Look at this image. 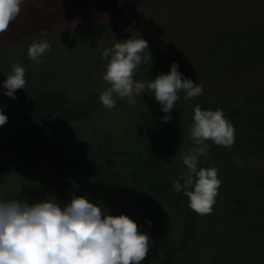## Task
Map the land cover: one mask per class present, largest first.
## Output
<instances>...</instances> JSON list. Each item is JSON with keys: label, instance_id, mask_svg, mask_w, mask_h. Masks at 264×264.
Instances as JSON below:
<instances>
[{"label": "rangeland", "instance_id": "1", "mask_svg": "<svg viewBox=\"0 0 264 264\" xmlns=\"http://www.w3.org/2000/svg\"><path fill=\"white\" fill-rule=\"evenodd\" d=\"M144 1L24 0L18 17L10 23L6 32L0 34V45L11 42L19 34L22 36L33 31L63 28L66 24L69 27L73 21L112 16L123 8L131 12ZM204 1L207 0H200L196 7H200ZM241 6L240 0H235L232 4L233 8ZM206 8L209 12L205 17L217 19L220 16L213 3L208 4ZM89 21L96 25L99 31L105 26L104 22L98 19ZM207 21L204 25H209L210 22ZM115 25V22L112 23V31L115 30ZM229 25V29H217L216 33H210L208 37L198 34L197 31L193 36L187 37L190 42L195 41L193 45L183 44L174 52L183 59L199 58L192 63V66L197 64L196 68L183 72V67L178 64V70L183 77L202 85L204 92L188 101L184 100L183 92L178 93L180 99L169 113L170 121L162 122L165 113L161 111V105L155 100L154 94L147 89L135 97V105H130L125 100L127 115V112L121 114L122 108L117 112L116 108L107 109L104 106L98 107L94 113L95 122L99 127L95 128L97 132L91 130V138L95 136L94 141H98L103 133L109 132L112 139L109 138L101 146L103 154L110 148L127 151L128 157L137 164L133 169V173L139 178L137 183L126 179L125 175L119 172L116 166L121 159L116 156H111L108 160L104 155L100 157L99 171H102V167H107L110 169L107 172H86L98 173L97 180H101V177L108 180L101 183L100 193L107 198L119 194L110 200L80 186L70 185L62 188L55 184L46 185L36 179L33 175L35 172H13L4 167L0 169V201L19 199L34 202L38 199H56L65 204L70 201L72 195H84L105 213L128 215L137 222L141 232L149 235L150 251L142 264L156 253L168 251L170 248L173 253L171 264L247 263L250 260L249 252L232 257L230 250H220V243L231 240L240 225H248L256 219L264 225V131L256 130L261 120L253 110L249 112L250 118L246 124H241L242 118L238 114L234 121L231 113L240 105L238 102L226 104L218 92L229 87L243 88L250 81L255 83L257 78L254 76H257L262 84L252 91L259 90L257 95L262 96L260 101L264 105V22L262 20L261 23L236 25L231 21ZM106 27L108 28L103 35L108 34L110 30L109 26ZM206 45L207 47H204ZM173 62L178 63L175 59H166L154 69H150L148 64H142L135 73L137 78L140 77L137 81L146 82L158 74L168 73ZM80 63L76 62L74 66ZM226 65L230 69L218 73L221 71L220 66ZM80 70L81 68L77 71L73 69L74 72L71 74L69 71L67 76L79 78L80 84H84V79L88 77L85 78L84 72ZM103 73L104 71L97 77L94 75L88 79L90 87L99 94L108 87L102 79ZM211 74L215 75L211 77ZM196 105L202 110L222 109L225 118L235 129V143L230 149L208 141L209 155L207 158L201 157L199 166L217 167L218 178L221 180L213 212L204 216L198 215L187 206L188 198L182 193H175L172 183L187 171L181 157L182 151L186 152L194 146L189 138V129ZM10 126L4 124V131L10 132ZM109 133H105L106 136ZM2 139L5 141L7 137L2 136ZM5 156L6 152L0 150V159ZM238 158L242 160L239 166L236 164ZM78 164L84 166L83 162ZM80 169L86 171L81 167ZM113 172L115 174L111 175ZM85 189L89 192L83 193ZM122 208H129V211L122 213ZM148 221H151L150 226Z\"/></svg>", "mask_w": 264, "mask_h": 264}, {"label": "trees", "instance_id": "2", "mask_svg": "<svg viewBox=\"0 0 264 264\" xmlns=\"http://www.w3.org/2000/svg\"><path fill=\"white\" fill-rule=\"evenodd\" d=\"M184 1L186 4H182ZM234 1L207 0L200 7H196L200 0H145L131 12L123 8L115 15L93 18L104 22L103 33L89 21L93 19H83L76 23L74 30L69 26L33 31L22 36L19 34L11 42L1 44L0 110L8 117L5 125L12 126L10 132L4 131V125L0 126L3 128L0 130V150L6 152L5 158L0 159V169L5 167L13 172H35L33 175L37 177L36 179L46 185L55 184L62 188L70 185L80 186L91 192L95 191L94 193L100 197H106L100 193L102 192L100 187L101 183L108 180L103 177L97 180L98 173H86L110 170L102 167V171H99L98 164L101 163L100 157L104 155L101 146L112 136L106 131L105 133H109L108 136L103 133L98 141H94L95 136L91 138L90 135L91 130L96 131L95 128L99 127L93 115L98 107H103V104L99 99L100 94L90 87L88 79L94 75L97 77L105 70L106 60L102 57V52L132 35L142 36L148 41L152 63L142 62L141 65L148 64L151 66L150 69H154L166 59H175L179 66L183 67V72L189 68H196L197 64L192 66L193 61L199 58L183 59L174 54L183 44L195 43L190 42L187 37L193 36L192 34L197 31L198 34L208 37L210 33H216L217 29H229L231 21L236 25L261 23L262 20L264 22V0L244 2L240 0L242 6L239 8L232 7ZM211 3L220 14L217 19L205 17L209 12L206 6ZM207 20L210 22L209 25H204ZM114 22L115 30L112 31ZM106 25L110 30L108 34L103 35L108 28ZM45 40L50 43L52 50L41 57L42 63H34L28 58V48L33 42ZM76 62L81 63L74 66ZM13 63H19L25 68L26 86L25 89L16 91V99L5 95L3 87V81L11 71ZM220 67L221 71L218 73L230 69L228 65ZM80 68V71L84 72V77H88L84 79V84H80L79 78L67 76L69 71L72 74L73 69L77 71ZM214 75L211 74V77ZM254 78H257L255 83L250 81L243 88L229 87L218 92V95L228 105L237 102L240 105L231 113L234 121L238 114L242 118L241 124H246L250 118L249 112L253 110L261 120L256 130L264 131L262 96L257 95L259 90L252 91L262 82L257 76ZM137 79L140 80V77H136ZM125 100L117 97L114 107L117 112L122 108V115L125 112H127L125 115L128 114ZM2 136H6L7 139L4 141ZM126 153L127 151L110 148L104 158L108 160L111 156L120 157L117 169L119 168V172H122L126 179L137 183L139 178L133 173L137 164ZM79 162H83L84 166H80ZM80 167L86 171L79 170ZM88 192L86 189L83 190V193ZM118 195L113 194L111 197ZM120 211L127 213L129 208H122ZM220 244V250H230L232 257L249 252L250 260L245 264H264V225L258 219L248 225H240L231 240H224ZM165 251L156 253L145 264L172 263V248Z\"/></svg>", "mask_w": 264, "mask_h": 264}, {"label": "clouds", "instance_id": "3", "mask_svg": "<svg viewBox=\"0 0 264 264\" xmlns=\"http://www.w3.org/2000/svg\"><path fill=\"white\" fill-rule=\"evenodd\" d=\"M23 2L0 0V34L18 17ZM76 23L71 22L73 30ZM51 50L46 40L33 42L28 48V58L42 63L41 57ZM102 57L106 60L102 79L108 87L99 99L107 109L116 106L117 97L135 105V97L147 89L165 113L162 122H168L169 113L180 99L178 93L183 92L184 100L188 101L204 92L202 85L182 76L177 62L172 63L166 74H158L146 82L135 80L141 63H152L148 41L142 36L132 35L114 43L104 49ZM25 86V68L13 63L3 81L5 95L16 99V91ZM7 120L0 110V126ZM189 131L194 146L182 151L181 157L187 171L172 183L175 193L188 198L187 206L192 211L210 215L221 180L217 167L199 166L201 157L209 155L208 141L230 149L235 143V129L222 109L202 110L196 105ZM241 163L238 158L237 166ZM147 223L151 225V221ZM150 241L149 235L141 232L128 215L105 213L84 195H72L65 204L56 199L0 201V264H142L150 251Z\"/></svg>", "mask_w": 264, "mask_h": 264}]
</instances>
